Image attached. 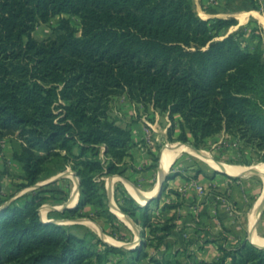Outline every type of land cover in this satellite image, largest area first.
I'll return each instance as SVG.
<instances>
[{"label":"trees","instance_id":"trees-1","mask_svg":"<svg viewBox=\"0 0 264 264\" xmlns=\"http://www.w3.org/2000/svg\"><path fill=\"white\" fill-rule=\"evenodd\" d=\"M56 15L51 37L32 36ZM233 23L199 17L194 0H0V140L19 142L13 158L22 186L70 167L79 181L77 208L93 204L96 215L107 212L100 178L123 176L130 156L129 126L110 114L119 96L172 121L178 115V141L199 149L225 131L264 162V50L240 34L225 35ZM46 198L40 191L0 207V264H264V248L246 239L226 247L224 236L216 260L189 253V237L183 249L162 253L174 217L161 220L127 196L119 208L147 229L141 248L88 239L43 222L38 208ZM64 212L79 215L75 208ZM151 246L157 255L142 250Z\"/></svg>","mask_w":264,"mask_h":264},{"label":"crops","instance_id":"crops-1","mask_svg":"<svg viewBox=\"0 0 264 264\" xmlns=\"http://www.w3.org/2000/svg\"><path fill=\"white\" fill-rule=\"evenodd\" d=\"M203 1L194 0L196 11L197 8L199 10V17L234 20V23L224 30V34H240L246 45L253 48L260 42L264 50V0H211L207 7L203 5ZM124 100L127 102L124 105L129 104L132 110L129 114L133 115H130L129 120L121 122L117 119V122L121 126H129L131 142L128 152L130 156L124 159L123 176L113 174L100 178L99 192L104 201L105 199L108 202L112 200L114 202L112 207L119 208L121 203L118 200L121 189L119 184H123L129 193L128 197L140 207L146 208L150 214L158 216L161 220L174 217L172 221L175 228L166 241L174 249H178L184 242L183 237H189L194 242L187 247L188 252L198 259L209 261L222 256L218 249L220 241L216 240L215 236H224L226 247H235L245 239L246 235L250 241L253 235L258 239L261 238L263 240L261 245H263L264 209L257 220H255L256 213L252 219L250 217V212L264 193V178L256 171V168L264 165V162L259 160L257 152L236 137L221 131L206 139L204 146L207 151L205 153L202 151V154H207L216 166L213 167L207 162L210 168L192 165L189 169L170 171L174 162L184 151L199 155L193 153L192 149L196 148L188 142L167 144L170 140L178 141L175 138L179 133V116L174 115L175 124L166 112H161L152 106L144 107L140 103L131 102L125 96ZM147 112L150 115H147ZM123 113L127 115L124 109ZM163 119L168 123L161 126L160 121ZM172 124L173 128L169 133ZM184 143L190 144V148ZM179 144L186 145L188 149L181 148ZM0 147V153H5L8 159L10 154L6 152L5 137L0 140ZM165 148L174 152V157L168 165H165L162 159ZM8 160L10 164L14 162L18 164L19 175H23L21 164L13 158V153ZM217 163L221 165V168ZM223 165L241 167V171L231 174L222 168ZM217 168L220 171L216 170ZM163 169L167 171L168 179L164 182L160 195L151 202L144 204V200L139 199L133 187L135 194L129 191L128 182L132 183L145 197L154 196L158 188L159 172ZM254 177L258 180L257 184L253 183L252 178ZM50 189L58 190L57 187ZM167 204L176 206L164 207ZM98 209L97 205L85 204L78 210L87 217L90 214L83 212L92 210L93 215L96 216ZM129 219L138 228L137 233L140 232L144 238L147 229L141 223L134 222L130 217ZM138 237L136 234L134 240ZM208 238L215 239L216 242L204 243V239Z\"/></svg>","mask_w":264,"mask_h":264},{"label":"rangeland","instance_id":"rangeland-1","mask_svg":"<svg viewBox=\"0 0 264 264\" xmlns=\"http://www.w3.org/2000/svg\"><path fill=\"white\" fill-rule=\"evenodd\" d=\"M203 2H204L203 5L207 7V5L210 4L211 0H204ZM195 11H196V5H195ZM198 11L199 10L197 8L196 11L197 15H199ZM59 18L60 16L56 15L52 17L49 20V22L39 23L38 25H36L34 31L32 32V36L38 40H43L51 37L53 35V28L57 26L59 22ZM69 19L72 25H74L76 28H79L80 22L76 17L69 16ZM124 103H127L124 100V96H119V97H115L111 104L112 106H111L110 114L112 115V117L119 119V121L121 122L131 119L130 117L131 114H129V111L132 110L130 109L129 104L124 105ZM123 109L127 112V115H124ZM147 115H150V113L147 112ZM167 123L168 122L165 121L164 119L160 121L161 126L162 125L164 126ZM5 138H6V146H7L6 152H8V154L11 155V153H13L14 151L19 150V142L16 139L10 136H7ZM177 143H180V141L170 140L167 142L168 145H173ZM184 144L188 145V147L190 145L188 143H184ZM198 150H201L204 153L207 151L206 146H203ZM10 155L8 159H10ZM256 155L259 156L258 153H256ZM8 159L6 158L5 153L2 154L0 153V207L13 200H16L17 202H22L25 199H29L32 195H38V193L41 191L43 195L48 196V198H46L43 204L38 208L41 219L53 220L57 224L68 227V230L71 231L72 233L79 235H87L88 239L90 238L91 234H94L111 243L121 245L117 247H124L126 249L141 248V244L145 241V237L143 238L140 232L137 233V231L139 230H137L138 228L135 227L136 225H134L132 221L131 223L130 221L127 220V218L124 217V215L128 216L126 213L121 211V209H119L118 211L117 209L112 207V203H114L112 200L108 202V200L105 199L104 202L106 205L107 212H104L105 210L103 209L104 212L103 215L95 216L93 215L92 210L91 211L88 210L83 212L84 214H90L87 215L86 217L78 210L79 207L78 208L75 207L79 215L75 216V218L64 217V215H67V213H65L64 211L70 208L63 209L62 207L65 205H70L75 198L77 199L76 191L73 190L74 187L76 188L75 185L77 182L75 176L77 177V175L70 167H67L62 171H59L50 176L42 177V179L39 180L35 185L23 187L22 184L25 181L22 179V175H19L20 170H19V166H17L18 164H15V162L14 164L13 163L10 164ZM192 165H198L202 167L206 166V168H210V166L201 157V155H195L184 151L179 155L178 159L174 162L173 168L170 169V171H176L177 169L179 170L189 169V167H191ZM60 173H64V175L59 177L54 182L45 183L47 180L51 179L52 177ZM252 179H253V183L255 184L258 183L256 177ZM119 185H121V189L120 190L118 189L119 190L118 200H120V202L123 203L122 202L123 198L126 196L128 197L129 193L123 184H119ZM53 187H57L58 190L54 192L51 191L48 192L43 190L46 188H53ZM115 201L117 202L116 198ZM52 208H56L57 210H52ZM116 212H119L120 214H122V216H119ZM136 234L139 237L137 238V240H134ZM215 237L218 241H220V243L222 242L220 236H215ZM183 238L185 241L187 236ZM245 239L250 242V239L247 235L245 236ZM184 247H185V243L183 242L178 249L181 250ZM144 249L147 250L150 255L153 254L157 255L156 250L153 248V246L149 248H143L142 250ZM175 251H177V249H174L172 245L169 246V248H165L164 246H162L160 250V252L166 254ZM179 258H181V260H184L182 255H180ZM111 259H114V257L111 256ZM141 263L144 264V262Z\"/></svg>","mask_w":264,"mask_h":264},{"label":"water","instance_id":"water-1","mask_svg":"<svg viewBox=\"0 0 264 264\" xmlns=\"http://www.w3.org/2000/svg\"><path fill=\"white\" fill-rule=\"evenodd\" d=\"M193 150V153H196V154H202V151H200V150H198V149H192ZM220 167H221V165L219 164V163H217ZM216 170H218V171H220V169H216ZM243 173H246V172H243ZM74 174V173H73ZM64 175V173H60V174H58V175H56V176H54V177H52L51 179H49V180H47L45 183H49V182H52V181H54V180H56V179H58L59 177H61V176H63ZM75 178H76V196H77V199H76V201H75V203L73 204V205H65V206H63L62 208L63 209H65V208H75V207H77L78 205H79V181H78V178L75 176ZM168 179V173H167V171H165L164 169L163 170H160V172H159V177H158V188H157V192H156V194L154 195V196H150V197H145L144 195H142L139 191H138V189H136V187L132 184V183H130V182H128V184L131 186V187H133V189L135 190V192H136V194L138 195V197H139V199H142V200H144V204H147V203H149V202H151L154 198H156V197H158L159 195H160V193H161V191H162V188H163V185H164V182L166 181ZM115 209H117L118 211H119V208L118 207H114ZM52 209H54V208H52ZM56 209V208H55ZM263 209H264V193H263V195H262V197H261V199H260V202H259V204H258V206H257V208H256V218H255V220H257L258 219V217H259V215L261 214V212L263 211ZM124 217L125 218H127V220L128 221H130L131 222V220L129 219V217H127V216H125L124 215ZM42 221L43 222H54L53 220H44V219H42ZM132 223V222H131ZM102 239V238H101ZM104 242H106V243H108V244H110V245H112V246H121V245H117V244H114V243H111V242H109V241H107V240H105V239H102ZM250 243H252L253 245H256V246H258V247H261V248H264V244L263 245H257L256 243H254L253 241H250ZM137 244H139V243H137Z\"/></svg>","mask_w":264,"mask_h":264},{"label":"bare ground","instance_id":"bare-ground-1","mask_svg":"<svg viewBox=\"0 0 264 264\" xmlns=\"http://www.w3.org/2000/svg\"><path fill=\"white\" fill-rule=\"evenodd\" d=\"M177 146H178V145H177ZM179 146H180L181 148L186 149V150L188 149V147H187L186 145H184V144H179ZM181 148H180V149H181ZM200 155H201V157H202L206 162H208L210 165H212L213 167L216 166L215 163L212 161V159H211L207 154H200ZM173 157H174V152H173L172 150H170L169 148H165L164 151H163V154H162V159H163V162L165 163V165H168V164L171 162V160L173 159ZM164 163H163V164H164ZM220 168H221V167H220ZM222 168H223L225 171H227V172H229V173H231V174H237V173H239V172L241 171V167L232 166V165H223ZM256 171H258L259 174H261L262 177L264 178V165H261V166H259L258 168H256ZM75 186H76V185H75ZM128 189H129V191H130L131 193L135 194L134 191H133V189H132V187L128 186ZM73 190L76 191V188L74 187ZM133 194H131V195H133ZM135 197H136V196H135ZM75 199H76V198H75ZM75 199H74L71 203H74V202H75ZM260 199H261V197H260ZM260 199H259V201L256 202L254 209H252V211L250 212V217H251V219L254 217V215H255V213H256V208H257V206H258V204H259V202H260ZM118 213H119V212H118ZM119 214H120V213H119ZM121 215H122V214H121ZM255 216H256V215H255ZM251 240H252L254 243L259 244V245H261V244L263 243V240H262L261 238L258 239V237L255 236V235H253V236L251 237Z\"/></svg>","mask_w":264,"mask_h":264}]
</instances>
